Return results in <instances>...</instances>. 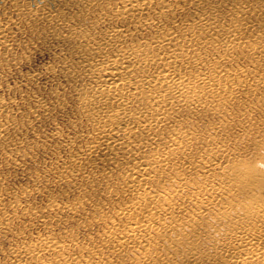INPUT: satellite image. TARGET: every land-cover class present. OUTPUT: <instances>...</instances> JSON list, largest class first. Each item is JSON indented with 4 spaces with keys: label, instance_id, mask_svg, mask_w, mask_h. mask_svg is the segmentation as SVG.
Wrapping results in <instances>:
<instances>
[{
    "label": "rangeland",
    "instance_id": "rangeland-1",
    "mask_svg": "<svg viewBox=\"0 0 264 264\" xmlns=\"http://www.w3.org/2000/svg\"><path fill=\"white\" fill-rule=\"evenodd\" d=\"M152 1L156 7L149 15L156 17L165 8L158 9V0ZM120 3L41 0L31 4L42 8L40 14H15L11 0H0V20L10 15L9 21L18 22L0 47V264H27L31 260L27 254L16 256L13 249L48 238L63 242V254L77 259L100 255L106 260L108 256L99 249L105 245L110 224L116 227L107 244L141 218L133 204L138 207L143 190L129 189L121 166L125 162L115 165L110 158L113 155L97 150L89 157L94 159L85 164L97 132L92 118L86 115L84 97L87 87L96 82V75L83 66L86 55L77 51V45L86 40L76 39L71 31L74 28L88 37L98 36L106 27L133 26L113 16ZM180 4L182 8L177 7L171 19L181 22L176 32L184 38L190 31L182 27V20L190 13L198 14L202 5L190 1L185 5L182 0ZM205 4L209 5L213 25L226 26L239 18L249 25L251 36L240 42L238 52L233 49L219 60L224 69L233 72L232 78L223 79L220 85L231 84V88L225 94L217 92V98L203 97L204 102L212 100L210 103L219 109L203 111L192 102L188 108L180 106L178 114L175 109V122L164 125V132L177 135L168 149L174 147L178 152L167 164L165 159L152 164L155 169L150 179L154 185L146 190L154 197H146L145 205L168 206L166 212L159 213L161 225L168 231L163 237L149 234L150 243L144 252L155 259L150 264H163L165 258L180 262L183 257L174 256L172 249L184 251L194 242L199 252L232 253L240 236L247 234L246 224L260 221L254 206H264V188L251 182L264 175V59L260 60L259 72H242L255 63L244 56L253 54L248 44L264 48V1L205 0ZM237 6L243 8L240 16L233 13ZM93 18L100 22L92 23ZM169 21H163L165 28ZM151 31L148 24L135 29L132 36L121 37L119 46L130 48ZM204 45L200 59L186 75L190 71L202 75L216 64L214 52ZM118 47L111 53L115 54ZM235 86H239L237 91ZM163 137L165 149L170 134ZM155 143L140 147L139 152L147 157ZM139 152L128 159L137 158ZM240 162L247 164L246 175ZM235 164L240 169L234 176ZM139 254L137 248H125L117 259L131 263L141 258L143 253ZM37 255L40 257L34 264H58L59 257L53 252L41 249Z\"/></svg>",
    "mask_w": 264,
    "mask_h": 264
},
{
    "label": "bare ground",
    "instance_id": "bare-ground-1",
    "mask_svg": "<svg viewBox=\"0 0 264 264\" xmlns=\"http://www.w3.org/2000/svg\"><path fill=\"white\" fill-rule=\"evenodd\" d=\"M11 1L16 11L15 14L23 12L40 14L42 11V8L31 7L33 2H41V0ZM120 1L121 7H118V12L113 16L121 17V21L131 22L133 26L122 24L127 28L106 27L98 36L88 35V37H84L83 33L75 31L74 28H71V31L76 39L81 37L86 40L85 44L77 45L80 48L77 51L86 55L83 59V66L89 71H95L96 75V82L87 87L84 97L86 115L92 118V124L97 132L94 141L96 143L88 147L85 164H89L94 159L89 157L97 150L102 154L113 155L110 158L114 160L115 165L121 161L125 162L126 164L121 166L125 169L129 189L131 191L143 190L137 202L138 207L133 204L134 211L141 218L130 223L125 234L117 236L111 244H107L108 237L114 235L116 227L115 224H110V228L104 235L105 245L99 249L100 254L108 256L106 260H103V256L100 255L96 259H83L82 257L77 259L70 253L63 254V242L48 238L35 241L31 246L20 244L19 247L13 249L12 252L16 256L23 258L24 256L19 254H27L31 259L27 264H34L39 259L40 255L37 254L41 249L55 253L59 257L58 264H150L155 260L152 259V254H147L148 251L144 252V250L150 243L149 234L155 233L156 236L163 237L165 231H168L161 225L159 216V213L167 211L168 206L161 205L156 208L155 205H145L146 197L148 200L154 197L146 188L154 185L153 178L150 179L151 172L155 169L152 164L162 162L164 159L167 164L176 158L178 152L174 151V147L168 149L175 142L177 135L174 132H164V125L175 122V109L178 114L180 106L188 108L192 102H195L203 111L219 109L214 106V103H210L212 100L204 102L203 99L205 94L211 96L212 99L217 98L231 88V84L230 86L220 85V83L224 84L223 79L232 78L233 72L229 73L226 68L224 69L219 60L233 49L238 52L241 48L240 42L246 41L251 36L249 25L239 18L229 22L226 26L213 25L211 11L207 7L209 5L205 4V0H182L185 5L189 1L194 5H202L199 7L198 14L190 13L182 20V27H187V31H190V36H184V38H179L176 32V27H179L181 22L171 19L177 7L182 8L181 0H158V9L165 8V10L158 12L156 17L149 15L156 7L152 0ZM256 1L264 0H254ZM85 5H87L86 2ZM210 8L214 9L215 6L211 5ZM86 9L88 10V7ZM242 12L243 8L238 6L233 11L238 16ZM10 19L11 16L8 15L7 19L0 20V47H4V41L8 40L12 26L18 23L14 20L9 21ZM103 19L101 15V20ZM163 21L176 24L173 26L169 24L165 28ZM91 22L98 23L100 20L93 18ZM146 24L152 31L150 34L146 32L148 36L143 37V41L133 43L130 48L119 46L122 42L121 37L132 36L135 29ZM203 45L214 52L216 64L202 72L204 73L202 75L198 72L193 74L192 71L186 75L185 72L194 68L200 59L198 58L200 57L199 51L203 49ZM116 47H118L116 53H111L110 50L115 51ZM247 47L253 54H244V56H248L255 63L253 67L243 68L242 72H259L261 70L259 67L262 65L260 60L264 59V48L260 50V46L252 42ZM238 87L235 86L236 91ZM195 88L199 90L195 91ZM1 128L0 125V130ZM164 133L170 134V139L167 141L168 146L165 149L162 148ZM155 141L157 144L155 143L152 154L146 157L139 152L140 147ZM135 151L140 155L133 160L128 159ZM123 152L128 154L125 156ZM162 155L163 158H160ZM239 164L243 167L247 166L243 162ZM233 167L235 176L240 168H237L238 164ZM247 171L245 167L242 169L244 175ZM255 178L257 179L251 182L259 188H264V181H262L264 175ZM254 207L260 221L246 224L247 234L240 236L237 245L232 247V253L227 250H216L213 254L199 252L198 245L194 242L189 248L183 249L184 251L182 248L178 250L177 247L172 249L174 256L183 257L180 262L165 258L163 264H264V206ZM127 225L128 223L125 226ZM80 248H82L81 243H79ZM125 248H137L143 255L141 258L138 256L131 260V263L125 259L119 262L117 258L123 254ZM167 249L168 247H165V250ZM15 264L23 263L18 261Z\"/></svg>",
    "mask_w": 264,
    "mask_h": 264
}]
</instances>
